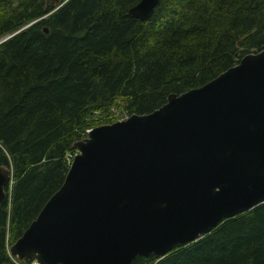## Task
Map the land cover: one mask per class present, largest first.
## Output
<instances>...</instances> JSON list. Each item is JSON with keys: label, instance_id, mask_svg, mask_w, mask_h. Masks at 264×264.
Segmentation results:
<instances>
[{"label": "trees", "instance_id": "16d2710c", "mask_svg": "<svg viewBox=\"0 0 264 264\" xmlns=\"http://www.w3.org/2000/svg\"><path fill=\"white\" fill-rule=\"evenodd\" d=\"M137 1L0 0V40L35 21L0 43V167L12 182L0 264H12L6 246L59 188L86 131L117 121L114 110L147 114L264 49V0H159L146 21L126 15ZM131 264H264V203Z\"/></svg>", "mask_w": 264, "mask_h": 264}, {"label": "water", "instance_id": "95a60500", "mask_svg": "<svg viewBox=\"0 0 264 264\" xmlns=\"http://www.w3.org/2000/svg\"><path fill=\"white\" fill-rule=\"evenodd\" d=\"M158 1L138 0L126 15L146 21ZM72 149L61 185L7 248L10 257L131 264L196 242L264 203V49L147 114L86 131ZM9 175L0 167V201Z\"/></svg>", "mask_w": 264, "mask_h": 264}, {"label": "built area", "instance_id": "2783aa9c", "mask_svg": "<svg viewBox=\"0 0 264 264\" xmlns=\"http://www.w3.org/2000/svg\"><path fill=\"white\" fill-rule=\"evenodd\" d=\"M76 152L73 150V152L72 153H66L65 155H64V161H65V163L67 164V166H69L70 165V163H71V160H72V158H73V156H74V154H75ZM10 171V170H9ZM11 176V175H10ZM11 177H10V180H9V182H8V184H7V188H8V191H9V189H10V185H11ZM6 250H7V246H6ZM8 257H9V260H10V262L12 263V264H20V263H18L16 260H14L12 257H10L9 255H8ZM25 264H38L37 262H35V261H31V262H29V263H25Z\"/></svg>", "mask_w": 264, "mask_h": 264}, {"label": "rangeland", "instance_id": "374dc122", "mask_svg": "<svg viewBox=\"0 0 264 264\" xmlns=\"http://www.w3.org/2000/svg\"><path fill=\"white\" fill-rule=\"evenodd\" d=\"M113 114L116 120H121L127 117L126 114H124V112H121V111L119 112V111L114 110Z\"/></svg>", "mask_w": 264, "mask_h": 264}, {"label": "flooded vegetation", "instance_id": "af4514ba", "mask_svg": "<svg viewBox=\"0 0 264 264\" xmlns=\"http://www.w3.org/2000/svg\"><path fill=\"white\" fill-rule=\"evenodd\" d=\"M10 177H11V176L9 175V179H8V182H9V180H10ZM8 182H7V184H8ZM7 248H8V247H7ZM6 252H7V250H6ZM7 254H8V253H7Z\"/></svg>", "mask_w": 264, "mask_h": 264}, {"label": "bare ground", "instance_id": "6f19581e", "mask_svg": "<svg viewBox=\"0 0 264 264\" xmlns=\"http://www.w3.org/2000/svg\"><path fill=\"white\" fill-rule=\"evenodd\" d=\"M13 258V257H12ZM14 260H16L15 258H13ZM18 263H19V261L18 260H16Z\"/></svg>", "mask_w": 264, "mask_h": 264}]
</instances>
